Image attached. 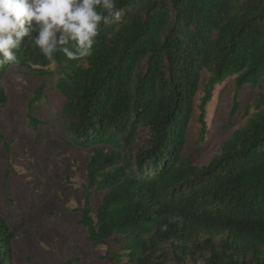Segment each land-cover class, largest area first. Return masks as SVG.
Returning <instances> with one entry per match:
<instances>
[{"label": "trees", "instance_id": "obj_1", "mask_svg": "<svg viewBox=\"0 0 264 264\" xmlns=\"http://www.w3.org/2000/svg\"><path fill=\"white\" fill-rule=\"evenodd\" d=\"M116 5L121 19L101 22L91 56L69 60L57 52L53 64L25 37L13 49L19 63H0V109L9 67L57 76L67 139L91 150L79 224L94 246L120 244L107 252L114 264H264V0ZM204 72L200 141L217 84L235 75L230 120L244 86L258 96L219 153L197 166L183 151ZM46 80L30 108L45 95ZM27 118L34 129L44 123L31 109ZM14 238L0 213V264H13Z\"/></svg>", "mask_w": 264, "mask_h": 264}, {"label": "rangeland", "instance_id": "obj_2", "mask_svg": "<svg viewBox=\"0 0 264 264\" xmlns=\"http://www.w3.org/2000/svg\"><path fill=\"white\" fill-rule=\"evenodd\" d=\"M55 69V65L49 68ZM207 75L204 72L194 98L183 151L197 166L219 153L222 142L247 119L244 107L258 96V90L244 86L238 98L240 110L230 120L235 75L217 84L205 107L206 133L200 141L198 105ZM44 79L45 95L30 108L29 100ZM56 82V75L48 78L35 69L23 72L14 66L2 79L7 102L0 109V130L4 135V140L0 137V213L15 233L12 263L64 264L73 258L75 264H114L107 252H116L120 244L110 240L107 245L94 246L79 224L77 209L84 202L85 165L91 150L80 149L67 139L61 116L64 98L56 90ZM29 109L44 122L37 129L29 124ZM5 143L10 145V151ZM103 194L94 193V210ZM122 264H128L126 258Z\"/></svg>", "mask_w": 264, "mask_h": 264}, {"label": "clouds", "instance_id": "obj_3", "mask_svg": "<svg viewBox=\"0 0 264 264\" xmlns=\"http://www.w3.org/2000/svg\"><path fill=\"white\" fill-rule=\"evenodd\" d=\"M120 19L116 0H0V63H19L13 49L25 37L53 64L57 52L69 60L91 56L101 22Z\"/></svg>", "mask_w": 264, "mask_h": 264}]
</instances>
